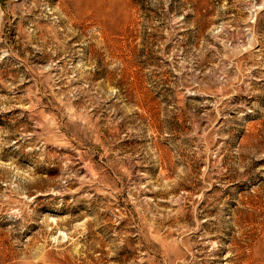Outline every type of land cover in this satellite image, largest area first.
I'll return each mask as SVG.
<instances>
[{"label": "rangeland", "instance_id": "obj_1", "mask_svg": "<svg viewBox=\"0 0 264 264\" xmlns=\"http://www.w3.org/2000/svg\"><path fill=\"white\" fill-rule=\"evenodd\" d=\"M0 264H264V0H0Z\"/></svg>", "mask_w": 264, "mask_h": 264}, {"label": "bare ground", "instance_id": "obj_2", "mask_svg": "<svg viewBox=\"0 0 264 264\" xmlns=\"http://www.w3.org/2000/svg\"><path fill=\"white\" fill-rule=\"evenodd\" d=\"M97 12V11H96ZM99 13V12H98Z\"/></svg>", "mask_w": 264, "mask_h": 264}]
</instances>
